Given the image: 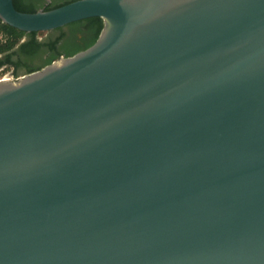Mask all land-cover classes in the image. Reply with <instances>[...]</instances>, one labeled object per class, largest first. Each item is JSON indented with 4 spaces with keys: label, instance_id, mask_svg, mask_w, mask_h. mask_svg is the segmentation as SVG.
Masks as SVG:
<instances>
[{
    "label": "water",
    "instance_id": "water-1",
    "mask_svg": "<svg viewBox=\"0 0 264 264\" xmlns=\"http://www.w3.org/2000/svg\"><path fill=\"white\" fill-rule=\"evenodd\" d=\"M89 18L0 79V264H264V0H0L25 33Z\"/></svg>",
    "mask_w": 264,
    "mask_h": 264
},
{
    "label": "trees",
    "instance_id": "trees-1",
    "mask_svg": "<svg viewBox=\"0 0 264 264\" xmlns=\"http://www.w3.org/2000/svg\"><path fill=\"white\" fill-rule=\"evenodd\" d=\"M74 1L77 0L66 4ZM101 28L100 18H89L48 32L53 36L40 39L39 34L47 32L25 33L0 22V66L7 65L6 68L13 67L25 74L36 72L61 57L90 47ZM23 38L25 42L21 43Z\"/></svg>",
    "mask_w": 264,
    "mask_h": 264
},
{
    "label": "flooded vegetation",
    "instance_id": "flooded-vegetation-1",
    "mask_svg": "<svg viewBox=\"0 0 264 264\" xmlns=\"http://www.w3.org/2000/svg\"><path fill=\"white\" fill-rule=\"evenodd\" d=\"M72 0H12L14 8L18 9L22 13H36L40 11H49L58 8ZM25 42V38L21 40V43ZM7 65L0 66V71L6 68ZM11 69V77L18 78L26 75L20 70H16L13 67Z\"/></svg>",
    "mask_w": 264,
    "mask_h": 264
},
{
    "label": "rangeland",
    "instance_id": "rangeland-1",
    "mask_svg": "<svg viewBox=\"0 0 264 264\" xmlns=\"http://www.w3.org/2000/svg\"><path fill=\"white\" fill-rule=\"evenodd\" d=\"M51 36H53V34L47 32V33L39 34L38 37L40 39H46V38L51 37ZM0 41H1V39H0ZM10 73H11V69L9 67L8 68H4L2 71H0V79L12 78Z\"/></svg>",
    "mask_w": 264,
    "mask_h": 264
}]
</instances>
